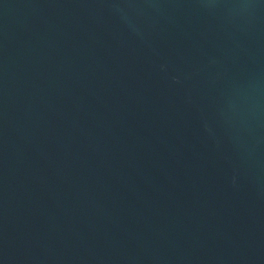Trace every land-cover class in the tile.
Wrapping results in <instances>:
<instances>
[{
    "label": "water",
    "instance_id": "95a60500",
    "mask_svg": "<svg viewBox=\"0 0 264 264\" xmlns=\"http://www.w3.org/2000/svg\"><path fill=\"white\" fill-rule=\"evenodd\" d=\"M0 264H264V0H0Z\"/></svg>",
    "mask_w": 264,
    "mask_h": 264
}]
</instances>
